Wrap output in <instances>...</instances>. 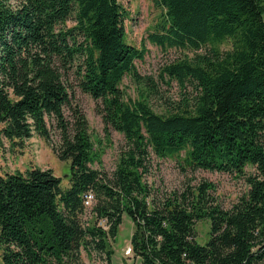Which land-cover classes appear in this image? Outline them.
<instances>
[{"label": "trees", "instance_id": "trees-1", "mask_svg": "<svg viewBox=\"0 0 264 264\" xmlns=\"http://www.w3.org/2000/svg\"><path fill=\"white\" fill-rule=\"evenodd\" d=\"M154 2L164 12L149 41L193 52L163 67L191 90L166 113L143 92L125 100L126 75L157 87L137 72L145 49L125 41L119 0H0V138L14 146L34 134L50 140L56 129L53 151L70 163L66 187L50 169L0 175L3 264H83L82 252L111 264L124 215L140 264L264 263V0ZM75 87L97 101L105 129L124 137L111 172L92 166ZM181 151L192 170L242 176L248 190L230 208L206 180L159 195L145 179L153 159ZM203 218L210 229L201 244Z\"/></svg>", "mask_w": 264, "mask_h": 264}, {"label": "rangeland", "instance_id": "rangeland-1", "mask_svg": "<svg viewBox=\"0 0 264 264\" xmlns=\"http://www.w3.org/2000/svg\"><path fill=\"white\" fill-rule=\"evenodd\" d=\"M127 10L128 15L124 21L125 41L137 48H144L145 55L142 60H136L135 66L142 79H153L157 92L147 91L148 81H136L130 75L123 77L121 88L125 93V100L135 101L141 98V93L156 112L166 113L181 107L182 97L189 88H182L177 80L163 72V67L193 52L187 49H163L152 44L148 34L156 29L164 10L155 5L154 0H119ZM229 43L221 44V48H228ZM75 103H77L88 121L89 134L93 143L94 162L93 168L106 172L114 170L118 161L121 148L124 146V137L113 129H105L101 116L97 113V101L90 95L74 88ZM50 125V123H48ZM59 136L56 129H51L50 140H45L39 135L33 136L11 146L10 142L0 138V175L15 171H25L32 167L50 169L53 174L61 179L63 187L68 186L66 176L69 173V161L60 160L53 151ZM247 172L253 171L251 166L246 167ZM146 181L159 195L167 194L172 190L182 189L187 185H198L203 180L215 185L212 196L223 208H230L237 199L248 190V185L242 176L228 173L209 171L205 169L192 170L186 160L185 152L172 156L154 157L151 172L145 176ZM90 207L87 215L90 216ZM104 224V222H100ZM210 221L203 218L195 225L196 240L203 244L209 238ZM133 232L131 219L124 215L119 232L115 240L111 241L113 254L111 264H140L139 259L130 251V236ZM83 264H107L94 254L88 256L81 253ZM0 264H3L2 249L0 247ZM264 264V263H263Z\"/></svg>", "mask_w": 264, "mask_h": 264}, {"label": "built area", "instance_id": "built-area-1", "mask_svg": "<svg viewBox=\"0 0 264 264\" xmlns=\"http://www.w3.org/2000/svg\"><path fill=\"white\" fill-rule=\"evenodd\" d=\"M83 199H84V205L85 206H89L91 204V202H92V199H93L92 192L88 191V192L84 193Z\"/></svg>", "mask_w": 264, "mask_h": 264}]
</instances>
